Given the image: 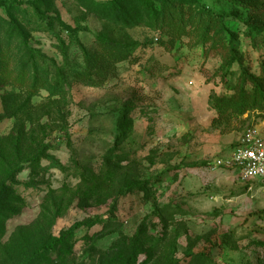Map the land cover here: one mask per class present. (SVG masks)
Returning a JSON list of instances; mask_svg holds the SVG:
<instances>
[{"label": "rangeland", "instance_id": "obj_1", "mask_svg": "<svg viewBox=\"0 0 264 264\" xmlns=\"http://www.w3.org/2000/svg\"><path fill=\"white\" fill-rule=\"evenodd\" d=\"M249 130L264 0H0V264H264Z\"/></svg>", "mask_w": 264, "mask_h": 264}, {"label": "built area", "instance_id": "obj_2", "mask_svg": "<svg viewBox=\"0 0 264 264\" xmlns=\"http://www.w3.org/2000/svg\"><path fill=\"white\" fill-rule=\"evenodd\" d=\"M222 163L236 174L241 183L264 188V138L255 130L247 131Z\"/></svg>", "mask_w": 264, "mask_h": 264}, {"label": "trees", "instance_id": "obj_3", "mask_svg": "<svg viewBox=\"0 0 264 264\" xmlns=\"http://www.w3.org/2000/svg\"><path fill=\"white\" fill-rule=\"evenodd\" d=\"M72 32H85L88 31V28L80 27L76 29L68 28ZM256 35H259V31L255 27H249L248 28V34L247 37L251 39H255ZM238 60V54L236 53V50H232V59L231 62H236ZM66 239V235L61 236L59 239L55 240L49 247L54 248L57 245H60L64 240Z\"/></svg>", "mask_w": 264, "mask_h": 264}]
</instances>
